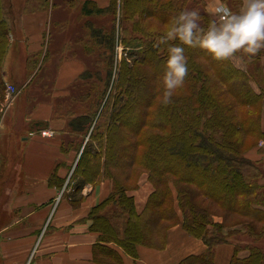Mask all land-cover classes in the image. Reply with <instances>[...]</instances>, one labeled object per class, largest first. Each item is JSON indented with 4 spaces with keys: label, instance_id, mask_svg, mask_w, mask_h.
<instances>
[{
    "label": "trees",
    "instance_id": "16d2710c",
    "mask_svg": "<svg viewBox=\"0 0 264 264\" xmlns=\"http://www.w3.org/2000/svg\"><path fill=\"white\" fill-rule=\"evenodd\" d=\"M227 1L232 10L237 11L240 0ZM88 3L86 0L81 7L85 14L103 10L97 6L88 8ZM197 4H201L203 9L197 8ZM204 4V0H122L120 5L117 0H111L107 9L115 11L119 5L123 19L144 14L166 26L179 11L196 9L200 12L201 24L207 25L212 15L205 10ZM3 8L0 0V62L10 45V31ZM135 22L138 26L139 22ZM91 31L99 42L105 38L100 30L97 29L96 33L93 29ZM137 32L146 39L144 52L150 61V69L161 76L166 47L154 46L159 33ZM108 39L110 45L113 35ZM236 54L249 64L259 61L264 56V49L251 59L243 52ZM186 55L189 58V72L184 85L188 89L186 94L174 96L168 105H162L159 100L155 108L147 109L153 101V89H150L145 97L147 105L142 106L140 116L137 114L139 97L133 101L131 96L138 87L145 85V72L142 68H128L127 63H121L124 71L119 73L120 81L124 79L126 82L120 86L118 83L114 88V111L108 127L106 154L102 155L101 144L92 152L87 150L89 153L84 155L80 172L73 171V175L92 184L102 171L112 182L109 195L89 212L92 220L90 229L100 233L93 253L97 263L124 264L122 256L108 246V242L117 244L132 257L137 256V245L164 246L168 229L179 221L170 188L172 182L183 214L182 227L190 235L201 238L207 246L204 252L188 255L178 264H216L214 249L225 242L234 245L228 264H264V248L252 243L264 236V185L258 182L264 171L261 164L246 157L240 149L246 136L255 140L251 147L264 138L260 123L264 108L263 88L260 92L252 88L250 83L254 79L249 67L242 70L229 59L218 61L198 47H186ZM199 58L209 64L208 69H204ZM2 84L1 78L0 86L3 88ZM148 91L146 88L145 92ZM225 93H230L240 108L247 109L237 111L224 100ZM101 115L102 111L99 118ZM131 123L134 132L140 131L142 125L157 130H144L138 143L132 142L118 127L123 124L129 128ZM68 125L83 132L91 125L90 116L73 117ZM120 146L128 147L131 152L125 149L120 152ZM138 146L142 148L135 154ZM61 149L65 150V145L62 144ZM135 160L137 166L142 165L141 168L148 171V179L153 183V191L140 212L135 209L133 197L127 194L130 188L125 183L131 176V168L126 171L124 183L117 176L109 175L113 166L120 170ZM198 196L216 202L223 211L249 218L242 223L250 240H238L239 230L223 231V223L213 220V214ZM208 225L213 228H208ZM244 249L248 253L240 257L238 252Z\"/></svg>",
    "mask_w": 264,
    "mask_h": 264
},
{
    "label": "rangeland",
    "instance_id": "374dc122",
    "mask_svg": "<svg viewBox=\"0 0 264 264\" xmlns=\"http://www.w3.org/2000/svg\"><path fill=\"white\" fill-rule=\"evenodd\" d=\"M85 1L86 0H16L18 6L16 7V22L19 25V30H21L22 50H26L27 48H29V50H27V52L21 51L20 55L18 54L15 56L14 62L16 64L14 72H17L19 75L17 73L13 74L14 77L9 83L6 76L9 57L8 50L4 53L0 62V79L2 78L3 81V88L0 86V112H2V116L7 111V104L14 94L11 84H16L15 80L17 79H20L22 82L27 79V82H25L17 92V94L20 93L23 98V110L21 113L25 118L38 106H41V108L48 107L49 110H51L50 118L52 119V125L58 127L63 126L64 129L63 131L56 132L58 135L55 137L59 136L60 133L63 134L62 144L65 145L66 149H70V151L74 153L75 160L70 178L76 179L77 184L81 185V187L85 184H89V182L87 183L82 180L81 177L73 175V171L80 172V165L83 163L84 155L89 153L87 150L92 152L93 148L98 149L101 144V153L102 155L106 154L105 149L109 135L108 127L111 123V115L114 111V88L117 87L118 83L120 86V84L122 85L126 82L124 79L120 81L119 73L123 67L121 64L122 62L127 63L128 65L126 66H128V68L138 67L142 68L145 72L143 73L145 75V85L138 87V91H136V93L133 92L131 96L133 101H136L139 97L137 114L140 116L143 110L142 106L146 104L145 97L152 89L153 101L151 102V107L148 105L147 109H152L157 106L160 96L161 76L159 73L156 74L155 71L152 72L150 69V61L147 57V53L144 52L146 50L144 43L146 39L137 31L149 32V28L153 25L161 30L166 27V25L144 14L131 17V19H123L122 17H124V15L121 13L119 5L115 11L110 8L107 9L111 0H88V8H95L97 6L101 7L103 10L99 13L92 12L90 14H85L81 10ZM204 1L206 3V0ZM8 2L9 0H2L4 16L7 21H9ZM121 3L122 0H117V4L121 5ZM204 5L206 10V4ZM196 7L203 9L201 4H197ZM229 7L231 6L229 5ZM38 11H44L45 14L43 13V16L39 14V18L32 19L30 24L32 29L35 28L34 30L43 28L41 40L40 38L30 40L26 37L24 29L22 28L24 26L23 19H27L26 17L30 15L28 13H32L31 16H33V18L34 16L36 17ZM215 18L217 17H215L213 13L212 19ZM135 21L139 22L138 26ZM8 26L10 31L11 27L9 23ZM92 29L95 30V33L97 29L100 30L101 35L105 38L99 42L98 37L92 33ZM111 35H113L114 39L109 45L108 37ZM231 58L229 60L234 65L233 59ZM199 62L204 66V69L209 68V64L204 59L199 58ZM17 64H19V66L16 67ZM248 65L249 70H251L252 78L256 80L257 83L259 81L263 82L264 80H261L263 78V70L260 62L252 61ZM80 67L81 72L77 73ZM235 67L240 68L237 66ZM161 69H163V67H161ZM240 69L244 70L243 68ZM122 71H124V69ZM146 88L149 90L147 93L145 92ZM252 88L254 89L253 86ZM187 90L186 86H184L178 90L175 96L181 94L185 95ZM224 100L230 102L239 112L247 109L243 107L240 108L241 105L235 102L234 97L230 93L224 94ZM100 111H102V115L99 118ZM83 114L90 116V127L83 132L73 130L68 125V122L71 118ZM147 119L148 117L146 120ZM129 125V128L125 127L123 124H120L118 127L123 136H128L132 142L135 141L136 143H138L137 140L140 138V135H142V131L157 130L156 128L142 125L140 126V131L134 132V128L132 127L133 124L131 123ZM94 127L96 128L95 130ZM252 142H255V140H252L249 136H246L241 141L240 149L245 156L250 149L259 145L260 140L256 145L251 147L250 144ZM141 148L140 146L136 147L135 154H138L137 152H139ZM124 149L129 153L131 152L128 147H119L120 152H123ZM18 150L19 147L14 148L12 154H17ZM258 163L262 165L264 171L263 160L258 161ZM109 166L112 167V165ZM129 167L132 173L131 176L127 177L129 179L125 184L130 189L133 190L138 188V182L144 175H146V180L153 187V183L148 179V171L141 168L142 165L137 166L136 160L125 167L123 166V168L119 167L120 170L116 169L118 167L113 166L109 169L111 170L109 175L113 174L117 176L122 179L124 183L123 179ZM106 175L108 174L102 173L101 171V173L96 176L97 178L93 180L95 184L91 182L90 184L97 185L106 179L111 182L110 177ZM258 182L264 185V176H261ZM171 183L172 182H170V188L174 196V204L178 212L179 223L181 222L183 214L175 198V186ZM198 197L199 200L202 201V204L208 207L209 212L213 214L211 215L213 220L215 221L217 218L220 220V223H223L225 226L222 229L223 231L228 232L230 229L231 231L239 230L237 233L239 237L238 240H250L246 233L247 228L244 227V223H242L246 220H250L249 218L236 213L223 211L216 202L208 200L207 198H202L201 196ZM208 228L212 229L213 227L212 225H208ZM252 243L264 248V236L260 241H252Z\"/></svg>",
    "mask_w": 264,
    "mask_h": 264
},
{
    "label": "crops",
    "instance_id": "0c3cea01",
    "mask_svg": "<svg viewBox=\"0 0 264 264\" xmlns=\"http://www.w3.org/2000/svg\"><path fill=\"white\" fill-rule=\"evenodd\" d=\"M215 4L216 0H206V10L212 15ZM241 6L242 0L237 10ZM16 7V0H9L8 83L17 73L14 72L15 56L29 50H22ZM43 13L38 11L34 18L32 13H28L27 19H23L22 28L30 40H41L43 28L36 29L38 31L32 29L30 21L39 18V14L43 16ZM239 57L235 54L231 58L234 65L248 68L249 65ZM259 62L263 70L261 80H264V56ZM77 71L80 73L81 67ZM15 82L12 84L19 90L27 79ZM251 84L257 92L262 88L264 92V81L257 83L253 80ZM10 106L3 116L0 112V264H24L32 251L34 260L41 264H100L93 258L100 233L90 229L92 220L89 212L109 195L111 182L106 179L97 185H78L76 179L70 178L74 153L70 149H61L64 135L55 136L58 135L56 132L64 129L63 126L52 125L51 110L38 106L24 118L20 93ZM261 126L264 130V108ZM41 129L52 130L53 134L43 136L39 133ZM30 132L33 134L30 135ZM17 147L18 153L12 154ZM246 157L264 162V138L248 151ZM53 174L55 176L51 177ZM138 185L136 189L127 190V194L133 197L135 209L140 212L153 187L146 180V175L141 177ZM215 221L220 220L216 218ZM107 245L119 252L124 264H178L182 258L202 253L207 247L201 238L185 231L181 222L168 229L163 247L137 245L136 257L113 242ZM233 252L231 242L220 243L214 249L213 260L216 264H228ZM245 252L248 253L245 249L240 250L238 255L243 257L247 255Z\"/></svg>",
    "mask_w": 264,
    "mask_h": 264
},
{
    "label": "clouds",
    "instance_id": "9594fccd",
    "mask_svg": "<svg viewBox=\"0 0 264 264\" xmlns=\"http://www.w3.org/2000/svg\"><path fill=\"white\" fill-rule=\"evenodd\" d=\"M213 13L217 18L207 25L201 24L200 12L192 9L179 11L163 30L154 25L149 28L159 33L154 46L166 47L159 96L162 105L170 104L185 85L189 72L186 47L201 48L218 61L237 52L251 59L264 49V0H242L237 11L227 0H216Z\"/></svg>",
    "mask_w": 264,
    "mask_h": 264
},
{
    "label": "built area",
    "instance_id": "2783aa9c",
    "mask_svg": "<svg viewBox=\"0 0 264 264\" xmlns=\"http://www.w3.org/2000/svg\"><path fill=\"white\" fill-rule=\"evenodd\" d=\"M41 135L43 136H48V135H52L53 134V131L52 130H49V129H41L40 132H39ZM33 133L30 132V135H32ZM24 264H41L39 263L38 261L34 260V251H32L30 253V255L28 256L27 260L25 261Z\"/></svg>",
    "mask_w": 264,
    "mask_h": 264
},
{
    "label": "bare ground",
    "instance_id": "6f19581e",
    "mask_svg": "<svg viewBox=\"0 0 264 264\" xmlns=\"http://www.w3.org/2000/svg\"><path fill=\"white\" fill-rule=\"evenodd\" d=\"M10 101V100H9Z\"/></svg>",
    "mask_w": 264,
    "mask_h": 264
}]
</instances>
